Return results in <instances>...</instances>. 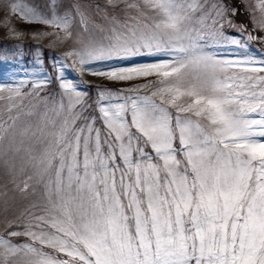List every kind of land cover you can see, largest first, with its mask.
Segmentation results:
<instances>
[{"label": "rangeland", "instance_id": "1", "mask_svg": "<svg viewBox=\"0 0 264 264\" xmlns=\"http://www.w3.org/2000/svg\"><path fill=\"white\" fill-rule=\"evenodd\" d=\"M0 264H264V0H0Z\"/></svg>", "mask_w": 264, "mask_h": 264}, {"label": "trees", "instance_id": "2", "mask_svg": "<svg viewBox=\"0 0 264 264\" xmlns=\"http://www.w3.org/2000/svg\"><path fill=\"white\" fill-rule=\"evenodd\" d=\"M46 51V48L43 50V53ZM56 67V66H55ZM55 67H53V68H49V67H47L46 66V68L48 69V70H51L52 71V78H51V81L50 82H48V83H45V84H41V85H39V86H37V87H35V90H37V96H39L40 98H43V97H45L46 95H48V94H51V93H53V92H55V91H57V89L59 88L60 90H61V87H62V83L61 82H59L57 79V77H56V70H55ZM104 86H106V84H104ZM119 85H114V88L116 89L117 87H118ZM25 87H27V86H25ZM106 87H108V89H110V88H112L111 86H106ZM85 89H100V91H102V90H107V88H104L103 87V84H102V86H99V85H91V84H87V86L86 87H84ZM23 89H25V90H29V89H26V88H23ZM29 92H31V93H33V91H31V90H29ZM90 92H92L91 90H90ZM34 94V93H33ZM177 247H178V245H177Z\"/></svg>", "mask_w": 264, "mask_h": 264}]
</instances>
